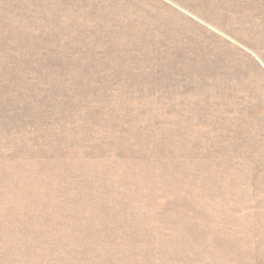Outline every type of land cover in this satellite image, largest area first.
Instances as JSON below:
<instances>
[{
    "label": "rangeland",
    "instance_id": "374dc122",
    "mask_svg": "<svg viewBox=\"0 0 264 264\" xmlns=\"http://www.w3.org/2000/svg\"><path fill=\"white\" fill-rule=\"evenodd\" d=\"M0 264H264V0H0Z\"/></svg>",
    "mask_w": 264,
    "mask_h": 264
}]
</instances>
